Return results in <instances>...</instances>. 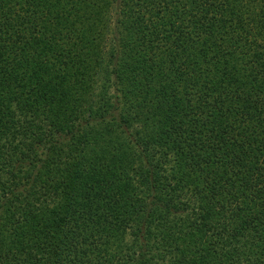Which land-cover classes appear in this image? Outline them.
Wrapping results in <instances>:
<instances>
[{"label": "trees", "instance_id": "1", "mask_svg": "<svg viewBox=\"0 0 264 264\" xmlns=\"http://www.w3.org/2000/svg\"><path fill=\"white\" fill-rule=\"evenodd\" d=\"M0 264H264V0H0Z\"/></svg>", "mask_w": 264, "mask_h": 264}, {"label": "rangeland", "instance_id": "2", "mask_svg": "<svg viewBox=\"0 0 264 264\" xmlns=\"http://www.w3.org/2000/svg\"><path fill=\"white\" fill-rule=\"evenodd\" d=\"M113 20V18H110V21H112Z\"/></svg>", "mask_w": 264, "mask_h": 264}]
</instances>
